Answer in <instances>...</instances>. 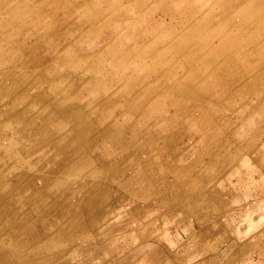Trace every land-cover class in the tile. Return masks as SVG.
<instances>
[{"label":"rangeland","instance_id":"obj_1","mask_svg":"<svg viewBox=\"0 0 264 264\" xmlns=\"http://www.w3.org/2000/svg\"><path fill=\"white\" fill-rule=\"evenodd\" d=\"M0 264H264V0H0Z\"/></svg>","mask_w":264,"mask_h":264}]
</instances>
